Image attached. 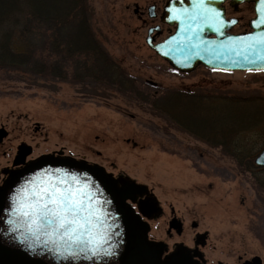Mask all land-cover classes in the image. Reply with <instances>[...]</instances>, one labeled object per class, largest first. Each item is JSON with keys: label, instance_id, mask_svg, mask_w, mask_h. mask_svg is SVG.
Instances as JSON below:
<instances>
[{"label": "rangeland", "instance_id": "obj_1", "mask_svg": "<svg viewBox=\"0 0 264 264\" xmlns=\"http://www.w3.org/2000/svg\"><path fill=\"white\" fill-rule=\"evenodd\" d=\"M151 3L156 5L154 17L147 13ZM164 3L88 0L95 37L132 77V85L118 88L115 76L114 83L99 82L78 80L73 71L62 78L0 66V124L7 131L0 145V164L1 150L20 142L29 144L34 156L58 149L70 152L114 176L145 184L165 218L171 207L176 216L180 211L186 221L197 220L199 229L208 233L204 250L210 259L239 253L258 255L264 264V168L254 165L253 159L236 161L220 145L204 141L200 133L181 130L146 102L151 93L180 88L250 97L248 105L242 103V111L264 113V70L173 69L144 40L147 28L156 23L161 27L156 40L173 30L160 20ZM252 14L251 4L241 3L237 10L226 6L227 16L238 17L232 32L247 30ZM39 43L35 51L44 54ZM50 58L58 57L50 54ZM74 66L72 61L64 63L68 71ZM259 129L234 138L245 150L250 148L253 157L264 144Z\"/></svg>", "mask_w": 264, "mask_h": 264}, {"label": "trees", "instance_id": "obj_2", "mask_svg": "<svg viewBox=\"0 0 264 264\" xmlns=\"http://www.w3.org/2000/svg\"><path fill=\"white\" fill-rule=\"evenodd\" d=\"M38 41L44 54L35 51ZM50 54L58 58L52 60ZM66 61H72L74 68L66 70ZM0 66L62 78L73 71L78 80L99 82L115 76L117 87L134 81L95 37L88 0H0ZM213 97L214 103L209 101ZM250 100L180 88H166L146 98L154 112L181 130L200 133L201 139L220 145L236 161L253 159L250 148L245 150L234 139L237 134L256 128L264 133V113L242 111V103L248 105ZM254 178L261 183L257 175Z\"/></svg>", "mask_w": 264, "mask_h": 264}, {"label": "water", "instance_id": "obj_3", "mask_svg": "<svg viewBox=\"0 0 264 264\" xmlns=\"http://www.w3.org/2000/svg\"><path fill=\"white\" fill-rule=\"evenodd\" d=\"M225 1L235 10H237L238 4L242 2L253 3L254 15L247 22L248 30L238 33L229 31L237 23L238 18H226L224 16ZM169 3L177 9L191 6L190 2L182 3L181 0H167L163 6L160 20L163 23L175 25L174 31L163 40L154 43V36L160 33L161 29L159 25L151 26L147 29L145 42L171 67L180 72H190L200 64L205 67L223 70H264V60H257L251 55L248 59H245L243 55H236L234 52H225L216 48L209 51L196 50V54L193 55L194 50L184 43L182 30L177 27V22L167 19L171 14L167 11ZM208 3L220 9L225 19L235 21V23L228 24L223 29L225 37L244 36L250 32L256 35L264 33V25L253 27L250 23L257 16V7L264 9V5H259L258 0H208ZM153 7L152 4L148 7L149 15H154L151 11ZM153 30L154 33L152 34ZM178 32L181 34L177 35ZM200 35L208 40H224V37L216 35L211 28L207 27ZM173 36H175V39L169 40ZM165 52L168 55H164ZM186 57L187 59H185ZM5 135L6 130L1 126L0 141ZM19 149L16 156L18 159H15V162L23 159L30 152L29 145L22 144ZM253 161L256 165H264V145L255 155ZM40 168H63L70 172L86 173L88 177L95 181V184L101 190L102 200L108 201L107 207L102 208V211L112 215L117 222V228L114 229L113 254L102 255L99 259H85L83 255L78 256L76 259L64 258L49 250V246L46 244L37 243L33 239L18 238L14 233L8 231L6 210L10 205L9 196L17 185L24 179L30 178ZM142 192H147L144 184L136 183L128 177L116 179L106 172L103 166L88 163L84 158L76 159L70 154L61 155L60 151L56 154L44 153L28 162H24L22 167L12 170L0 185V264H202L197 260H192L184 248H178V246L163 260L160 258L164 248L163 243L151 241L147 238L148 224L136 216L133 208L126 202L127 199H133L132 193L140 194ZM155 206L152 204L151 207L155 208ZM29 244L32 246L29 247ZM247 263L260 264L261 258L258 255L252 256Z\"/></svg>", "mask_w": 264, "mask_h": 264}, {"label": "snow or ice", "instance_id": "obj_4", "mask_svg": "<svg viewBox=\"0 0 264 264\" xmlns=\"http://www.w3.org/2000/svg\"><path fill=\"white\" fill-rule=\"evenodd\" d=\"M181 2H190L191 6L177 9L169 3L167 11L171 14L167 19L177 22L184 43L194 50L193 55L196 50L216 48L243 55L245 59L251 55L264 60V33L225 37L223 29L235 23L234 20L225 19L222 11L208 0ZM258 4L264 5V0H258ZM256 13L250 23L253 27H260L264 25V9L257 7ZM206 27L224 40L203 38L200 33ZM174 39L175 36L169 38ZM9 201L6 223L8 231L18 238L46 244L49 250L64 258L76 259L83 255L85 259H99L102 255L113 254L117 222L112 215L102 211L108 201L102 200L99 186L86 173L40 168L16 186Z\"/></svg>", "mask_w": 264, "mask_h": 264}, {"label": "flooded vegetation", "instance_id": "obj_5", "mask_svg": "<svg viewBox=\"0 0 264 264\" xmlns=\"http://www.w3.org/2000/svg\"><path fill=\"white\" fill-rule=\"evenodd\" d=\"M0 126L4 125L0 124ZM4 137L0 141V145L3 143ZM22 143L20 142L15 144V146L8 147L7 150H1L3 162L0 164V185H2L12 170L18 169L24 162L34 157V155H31V151L23 159L17 162L14 161L18 159L16 156ZM122 176L124 175L117 174L114 177L120 179ZM132 194L133 199H127V202L133 208L136 216L148 223L147 238L151 241L163 243L164 248L160 255L162 260L178 246V248H184L192 260H197L202 264H248L247 261L251 256L246 257L244 254L239 253L231 256L225 255L223 258H216L214 260L210 259L204 250L208 233L204 229H199V222L197 220L189 219L186 221L180 211H178V216H176L171 207L167 212L168 216L165 218L166 213L164 209L150 191ZM152 204L156 205L155 208L151 207ZM173 234L175 235V239H173Z\"/></svg>", "mask_w": 264, "mask_h": 264}, {"label": "bare ground", "instance_id": "obj_6", "mask_svg": "<svg viewBox=\"0 0 264 264\" xmlns=\"http://www.w3.org/2000/svg\"><path fill=\"white\" fill-rule=\"evenodd\" d=\"M162 11H163V9H162V5H161V13H162ZM165 25H167V24H165Z\"/></svg>", "mask_w": 264, "mask_h": 264}]
</instances>
